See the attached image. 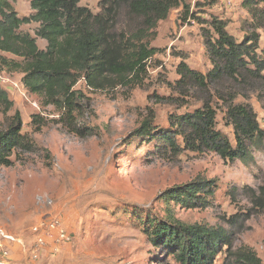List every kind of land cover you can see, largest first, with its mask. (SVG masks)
I'll return each instance as SVG.
<instances>
[{"label":"rangeland","instance_id":"1","mask_svg":"<svg viewBox=\"0 0 264 264\" xmlns=\"http://www.w3.org/2000/svg\"><path fill=\"white\" fill-rule=\"evenodd\" d=\"M185 0L150 31L157 53L146 73L129 84L94 89L84 78L77 110L47 102L27 89L23 74L1 72L0 86L14 102L0 106V133L7 131L19 110L21 133L31 148H16L0 161V227L21 242L9 241L17 264H180L170 251L158 248L146 224L166 221L167 214L185 224L224 230L229 245L219 247L215 264H264V145L253 146V160L223 159L211 150H190L182 136L177 152L169 151L159 134L175 119L210 103L216 110L215 128L236 146L230 105L248 104L264 130V70L255 77L220 79L212 88H178L179 67L185 63L205 76L213 69L206 48L208 22H227L239 42L257 39L264 60V2L259 0ZM20 17L33 13L30 0H13ZM92 12L101 0H80ZM142 24L121 6L118 20ZM38 23L22 26L35 34ZM40 48L47 42L37 39ZM11 56L10 54H6ZM220 94L223 98H220ZM36 115V118L33 116ZM159 132L138 135L144 125ZM205 178L214 181V195L194 208L167 203L170 188ZM60 219L69 238L59 251H41L30 259L32 227Z\"/></svg>","mask_w":264,"mask_h":264},{"label":"trees","instance_id":"2","mask_svg":"<svg viewBox=\"0 0 264 264\" xmlns=\"http://www.w3.org/2000/svg\"><path fill=\"white\" fill-rule=\"evenodd\" d=\"M13 0H0V72H19L22 82L32 93L43 96L47 102L68 110H77L82 93L75 89L84 78L94 89H105L107 84H129L147 71V62L157 49L150 46L149 34L157 23L185 0H101V11L92 12L81 6L80 0H30L33 13L20 17L12 5ZM248 4L251 3V0ZM264 2V0H259ZM129 17L142 19V24L120 23L121 6ZM264 13V12H262ZM261 18L264 15L260 13ZM38 23L35 34L23 31L22 26ZM210 29L204 35L213 69L207 76L190 69L185 63L179 67L178 88L188 85L212 88L220 79L257 75L264 70V60L256 53V38L237 41L227 30V22L212 17ZM47 42L40 48L37 39ZM10 54L11 56H7ZM220 98H223L220 94ZM0 106L6 111L14 102L0 86ZM216 110L210 103L192 113L176 118L168 130L160 131L169 151L177 152L176 140L182 136L190 150H211L223 159L240 158L245 163L253 160V146L264 145V130L257 115L248 104L230 105L228 117L234 127L236 146L215 128ZM36 118V115L33 118ZM23 127L19 110L14 112L7 131L0 133V161L8 163L7 155L16 148H31L32 142L21 133ZM151 124H144L139 135L159 132ZM216 184L198 178L165 193L167 203L188 208L203 206L207 197L214 195ZM145 231L160 249L170 251L180 264H215L219 247L229 245L226 233L198 224H185L172 214L166 221L152 219ZM260 261L257 260L258 264Z\"/></svg>","mask_w":264,"mask_h":264},{"label":"built area","instance_id":"3","mask_svg":"<svg viewBox=\"0 0 264 264\" xmlns=\"http://www.w3.org/2000/svg\"><path fill=\"white\" fill-rule=\"evenodd\" d=\"M0 80H4L0 72ZM34 235V243L30 250V259L36 260L41 255V251L48 250L49 252H58L59 246L62 245L68 238L63 224L60 219H52L50 222L41 221L32 227ZM9 241L21 242L5 232L0 227V264H17L9 249Z\"/></svg>","mask_w":264,"mask_h":264},{"label":"crops","instance_id":"4","mask_svg":"<svg viewBox=\"0 0 264 264\" xmlns=\"http://www.w3.org/2000/svg\"><path fill=\"white\" fill-rule=\"evenodd\" d=\"M23 30V29H22ZM43 40V39H42ZM43 49V48H42Z\"/></svg>","mask_w":264,"mask_h":264}]
</instances>
